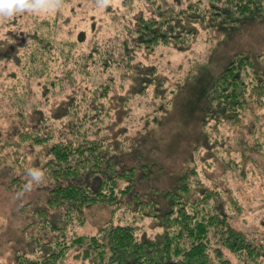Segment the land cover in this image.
I'll return each instance as SVG.
<instances>
[{
	"label": "trees",
	"instance_id": "trees-1",
	"mask_svg": "<svg viewBox=\"0 0 264 264\" xmlns=\"http://www.w3.org/2000/svg\"><path fill=\"white\" fill-rule=\"evenodd\" d=\"M135 2L140 0H121L114 8L105 7L104 13L115 26L102 18H92L88 35L79 32L74 38L71 36L72 42L65 43L68 51L60 53L51 44L39 46V54L31 60L35 70L39 69L38 81L29 83L39 88L34 93L42 95L40 102L55 99L59 103L50 115L33 108L30 116L24 98L11 97L4 115L15 114L12 127L18 130L8 132L3 147L6 155L0 145V163L9 172L17 165H21L24 174L31 168L40 169L44 177L35 186L45 196L32 194L35 197L21 207L27 212L26 217H31L29 226L39 227L37 234L29 231V254L33 257L20 252L16 264H58L70 248H75L77 257L88 259L90 264H238L230 260L229 253L240 260L261 262L264 243H253L247 233L230 224L220 199L223 188L213 187V180L206 184L197 179L193 153L186 163L189 166L180 172L174 185L167 190L153 185L157 165L140 151L146 131L136 130L129 144L120 146L115 130L109 126L111 110L105 101L117 80L115 76L129 82L137 76H147L153 94L157 87L164 89L167 78L158 71L157 64L144 59L155 55L161 46L182 50L194 44L201 29L207 33L232 29L239 25V18L250 12L252 19L260 20L264 16V0H144L147 6L140 9ZM92 8L100 10L96 5ZM57 20L69 24L71 16ZM44 22L39 30L50 25L49 31L58 34L62 23L51 24L47 19ZM105 33L109 34L106 38ZM35 34L33 39L41 41V33ZM17 47V43L0 40L1 60L20 61L22 57L13 52ZM256 62L260 65L256 66ZM79 70H97L106 77L96 83L94 79L92 84L88 76L77 87L79 81L74 73ZM66 85L69 91L60 99V91L67 90ZM172 85H165V89L175 94L178 87L174 89ZM145 88L134 91L133 96L145 94ZM254 108L264 109V53L235 52L203 94L204 143L213 154L219 141L209 144L211 132L206 128L230 125L239 137L246 136L244 133L252 125L249 120L244 125L241 122ZM55 120H65L58 131L53 128ZM43 155L46 157L41 160ZM29 157L34 160L26 170L23 165ZM130 158L134 162L127 165ZM20 181L12 180L19 184L18 188L28 185ZM12 182H8L9 189ZM100 204L120 205L138 218L149 219L155 233L141 231L138 236L139 228L133 224L109 221L94 235L68 238L69 224L82 225L85 209ZM261 238L264 240V236Z\"/></svg>",
	"mask_w": 264,
	"mask_h": 264
},
{
	"label": "rangeland",
	"instance_id": "rangeland-1",
	"mask_svg": "<svg viewBox=\"0 0 264 264\" xmlns=\"http://www.w3.org/2000/svg\"><path fill=\"white\" fill-rule=\"evenodd\" d=\"M120 2L121 0H112L110 7L114 8ZM135 4L138 9L141 6L144 8L147 6L144 0L135 2ZM93 5H96L95 0H65L64 6L55 12L21 13L0 23V40L17 43L19 47L13 52L16 56L22 57L20 61L18 59L1 60L0 58V145H2V153L5 154L7 151L3 147L9 136V130H18L12 127L14 120L17 119L15 114L13 117L4 115L8 104L11 103V97L24 98V103L28 107L26 113L31 112L30 116L34 114L33 108H37L34 109L37 112L42 111L50 115L55 105L59 104L55 99H51L50 103L40 102L42 95L37 96L34 93L39 88L29 83L33 79L38 81L36 77L39 76V69L35 70V65L31 60H34V55L39 54L37 50L41 49L39 46L51 44L53 47L57 46L60 53L66 49L68 51L69 45L67 48L65 43L72 42L79 32L84 31L88 35L92 18H102L105 23L115 26L106 12L104 13L105 8L96 10L92 8ZM67 16H71L69 24L57 20L59 18L63 20ZM252 17V12L244 15L238 19V26L226 31L210 30L207 33L205 29H201L194 44L182 50L176 47L161 46L155 51V55L150 56L152 59H149V56L144 59V62L157 64L158 71L167 78L168 84L166 82L165 85L173 87L174 83V89L178 87L175 94H170V89H165V85L164 89L163 86L157 87L156 93L153 94V90L148 88L151 79L147 76H137L131 82L123 81L115 76L117 80L105 103L111 110L109 126L115 130L114 135L121 141L120 146L126 147L136 130L146 131L144 134L146 139L144 137L145 141L140 146V151L149 162L154 161L157 165V170L152 176L153 185L156 184L162 190L170 188L175 184L180 172L189 166H186V163L194 155V165L197 166L196 170L199 172L197 179L206 184L213 180V187L218 185L223 188L220 199L228 213L230 224L235 229L247 233V237L253 243H264L261 238L264 236V223L261 224L264 220V109L254 108L247 113L249 116H243L241 125L248 120L250 127L252 125L250 130L244 133L247 135L243 137H239L230 125H223L220 129L207 127L206 129L211 132V135H208L211 137L209 144L214 143L215 139L219 141V145L216 143V151L213 150L214 154L204 143L205 132L201 123L203 94L228 64L231 55L235 52L264 53V16L260 20L252 19ZM45 19L51 24L62 23L58 34L56 31H49L50 25L39 30ZM34 32L41 33L39 37L41 41L33 39L36 37ZM56 34L57 36L54 37ZM108 36L109 34L105 33L104 37ZM41 60L39 55L38 61ZM255 65L260 64L256 62ZM84 72L79 70L74 73V77L79 81L77 87H81V83L85 82L88 76L92 84L94 79L96 83L106 77L97 70ZM143 86H146L145 89L148 88L146 93L133 96L134 91L141 92L142 88L144 89ZM65 87L67 90L60 91V99H64L66 92L69 91V85ZM38 102L40 104H36ZM252 111L256 116L252 114ZM36 116L38 117L37 114ZM64 122L65 120H55L53 128L60 130ZM240 129L239 125L238 131ZM122 131H124L123 135ZM35 149L39 150L40 147H35ZM1 151L0 154H2ZM45 157L46 155L41 156V160ZM130 159L126 161L127 165L134 162L132 158ZM33 160V157L27 158L26 165L24 164L23 167L28 170L30 167L28 163ZM2 164L1 162L0 264H16L20 252L33 257L29 254L31 250L29 231L33 230L34 234H37V227H39L34 225L33 229L29 226L30 223L32 225L31 217L27 218V212L21 210V207L36 195L37 197L45 196L43 191L35 186L38 183L31 184L32 188L25 189L26 187L23 186L25 188L22 189L18 188L17 182H12L16 179L29 184L27 171L25 174L22 173L21 165H17L9 172V169ZM6 164L9 165V161ZM10 180L13 185L10 184L9 189ZM135 214L120 205L90 206L84 211L83 224L74 223L71 226L69 224L66 236L72 238L94 235L109 221L113 224H133L139 228L138 236L141 235L139 233L141 231L154 234L155 230L149 219L138 218ZM23 230H26V233H23ZM27 233L28 236H26ZM76 253L75 248H70L58 264H90L88 259L78 258ZM228 257L234 263L237 261L238 264H264V260L251 263L249 260H240L230 253Z\"/></svg>",
	"mask_w": 264,
	"mask_h": 264
},
{
	"label": "clouds",
	"instance_id": "clouds-1",
	"mask_svg": "<svg viewBox=\"0 0 264 264\" xmlns=\"http://www.w3.org/2000/svg\"><path fill=\"white\" fill-rule=\"evenodd\" d=\"M112 0H95L98 8H105L111 4ZM65 0H0V23L11 19L17 14H47L57 11L63 7ZM30 188L33 183H40L43 180L44 173L38 168L28 170Z\"/></svg>",
	"mask_w": 264,
	"mask_h": 264
}]
</instances>
